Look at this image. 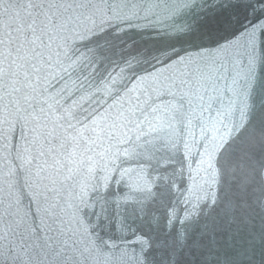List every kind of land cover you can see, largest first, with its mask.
Listing matches in <instances>:
<instances>
[{
	"label": "water",
	"instance_id": "obj_1",
	"mask_svg": "<svg viewBox=\"0 0 264 264\" xmlns=\"http://www.w3.org/2000/svg\"><path fill=\"white\" fill-rule=\"evenodd\" d=\"M0 264H264V0H0Z\"/></svg>",
	"mask_w": 264,
	"mask_h": 264
}]
</instances>
